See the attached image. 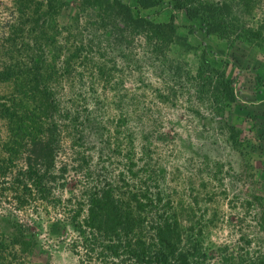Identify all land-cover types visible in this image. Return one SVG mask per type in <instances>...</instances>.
<instances>
[{"label": "rangeland", "instance_id": "obj_1", "mask_svg": "<svg viewBox=\"0 0 264 264\" xmlns=\"http://www.w3.org/2000/svg\"><path fill=\"white\" fill-rule=\"evenodd\" d=\"M198 1L216 18L213 33L202 18L191 19L174 0H164L138 14L156 23L173 15V32L155 41L112 40L103 89L85 58L71 67L86 78L84 85L92 80L103 93L97 98L103 105L89 99L87 107L104 113L112 131L107 146L90 152L94 161L99 149L107 155L98 165L115 179L123 162L113 137L123 143L121 155L132 148L138 175L131 183L144 179L153 191L156 185L165 191L182 228L200 235L211 261L220 264V256L231 254L235 264H264V0ZM45 3L0 0V102L23 99V75L11 77L6 67L14 58L26 63L27 45L77 40L73 7ZM226 26L242 37L226 35ZM11 41L22 45L19 54L8 52ZM35 99L28 108L39 103ZM8 137L0 116V158ZM144 166L152 177L140 172ZM2 193L0 264H87L73 250L72 228L57 222L64 219L58 207L39 199L16 206L9 189Z\"/></svg>", "mask_w": 264, "mask_h": 264}, {"label": "trees", "instance_id": "obj_2", "mask_svg": "<svg viewBox=\"0 0 264 264\" xmlns=\"http://www.w3.org/2000/svg\"><path fill=\"white\" fill-rule=\"evenodd\" d=\"M174 1L191 19L202 18L208 26L207 33L215 31L216 18L206 4ZM134 2L135 5L125 0H46V7H73L77 40L32 41L27 45L26 63L14 58V63L6 67L11 77L17 79L22 74L27 88L21 89L22 100L6 97L0 102V116L9 130L7 154L0 158V192L9 189L16 206L39 199L58 207L65 220L57 222L72 228V247L82 263L218 264L217 259L211 261L214 255L203 245L200 235L182 228L178 210L165 191L158 185L153 191L144 179H139L140 186L131 183L138 173L130 145L127 147L131 149L121 155L123 143L113 137L116 154L123 162L115 179L105 176L104 166L98 165L107 155L99 149L94 161L90 152L100 148L101 143L107 146L112 131L104 113L87 107L89 99L102 104L97 98L103 93L94 89L92 80L84 85L86 78L73 74L71 67L85 58L103 89L110 81L111 65L106 58L112 40H161V35L174 29L173 15L167 23H156L138 14L139 9L153 8L164 0ZM221 30L228 36L232 34L234 40L242 37L228 26ZM21 46L11 41L8 52L19 54ZM79 86H85L83 94ZM33 99L39 103L28 108V100L34 102ZM94 135L98 136L97 147ZM68 170L72 175L68 176ZM140 172L147 173L145 166ZM158 178L156 175L155 180ZM55 189L59 192L55 193ZM65 192L69 195L64 196ZM220 261L235 264L231 254L220 256Z\"/></svg>", "mask_w": 264, "mask_h": 264}]
</instances>
